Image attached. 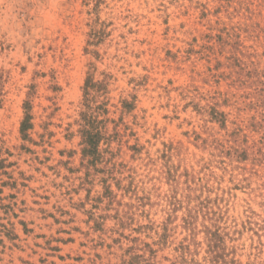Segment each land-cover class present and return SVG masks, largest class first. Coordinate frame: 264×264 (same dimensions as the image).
I'll return each mask as SVG.
<instances>
[{"label":"rangeland","instance_id":"obj_1","mask_svg":"<svg viewBox=\"0 0 264 264\" xmlns=\"http://www.w3.org/2000/svg\"><path fill=\"white\" fill-rule=\"evenodd\" d=\"M0 158V264H264V0H0Z\"/></svg>","mask_w":264,"mask_h":264},{"label":"trees","instance_id":"obj_2","mask_svg":"<svg viewBox=\"0 0 264 264\" xmlns=\"http://www.w3.org/2000/svg\"><path fill=\"white\" fill-rule=\"evenodd\" d=\"M89 79L86 80L87 87ZM25 116L22 119L19 127V132L25 139H28L27 131L31 128L30 124V116L28 114L29 104L25 102ZM81 119L77 122L78 125V133L80 135V151H81V160L90 161L92 164H95V161H98L100 156V143L103 139V135H105L102 130L97 127L95 121H93L90 117L86 115V113H81ZM5 167V160L0 158V169ZM105 189V195L110 199L111 191L108 187Z\"/></svg>","mask_w":264,"mask_h":264}]
</instances>
